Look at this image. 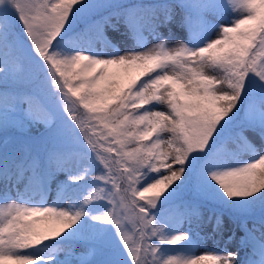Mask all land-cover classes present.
I'll list each match as a JSON object with an SVG mask.
<instances>
[{"label":"snow or ice","instance_id":"obj_1","mask_svg":"<svg viewBox=\"0 0 264 264\" xmlns=\"http://www.w3.org/2000/svg\"><path fill=\"white\" fill-rule=\"evenodd\" d=\"M0 134V264H264V0H0Z\"/></svg>","mask_w":264,"mask_h":264},{"label":"rangeland","instance_id":"obj_2","mask_svg":"<svg viewBox=\"0 0 264 264\" xmlns=\"http://www.w3.org/2000/svg\"><path fill=\"white\" fill-rule=\"evenodd\" d=\"M176 34L180 35L178 30H176ZM107 35L115 43L120 44V50L121 51L126 50V48H128V47L137 46V45H135V42L132 39L121 37L118 33H113L110 29L107 31ZM165 35H168V33H165ZM146 40H147L148 47H151L152 44L157 42L154 39H152L151 37H146ZM160 108L163 109L162 107H160ZM42 131H43L42 127L39 129L33 128L31 134L38 135ZM248 158H249V156L246 152H243L238 156V159H240V160H247ZM0 188H2V185H0ZM52 192L53 191H52V186H51V188H50V190H49V192L45 198V202L47 204H52V202L56 200V198H55V196H53ZM147 195H150V194H147ZM63 206L68 207L69 204L67 202H65L63 204ZM129 227H131V226L129 225ZM183 227L187 228L188 225L185 223L183 225ZM193 227H194V230L197 231V233L201 239V245L202 246L199 249H197L198 252H202L204 249H212V248L220 249V248H224V247H227L229 251H239V255H241L242 253L248 252V250H246V248L243 247L242 243H241V238L245 234L243 230L235 232L234 239L231 241H227L228 235L232 234L228 231L224 232L223 235L216 234L215 237H213L211 225H205L204 227H202L200 229H196L195 225ZM248 227L251 228L252 223L251 224L248 223ZM257 235H258V233H257Z\"/></svg>","mask_w":264,"mask_h":264},{"label":"trees","instance_id":"obj_3","mask_svg":"<svg viewBox=\"0 0 264 264\" xmlns=\"http://www.w3.org/2000/svg\"><path fill=\"white\" fill-rule=\"evenodd\" d=\"M122 2H125V3L137 2V0H122ZM80 27H82V22H78L77 28L79 29ZM157 107H162L163 108L162 110H165L166 111V108L163 105H158ZM32 135H35V134H32ZM2 139H3V136H2V134H0V140H2ZM228 149H229L230 152L236 151V152L240 153L242 151L240 149H237L236 146L233 145V144H231V143H229ZM54 186H55V184H54ZM84 194L86 195L87 192H85ZM202 211H203L205 217H207V215H208V208L205 207V208L202 209ZM224 219H225L226 222L228 221V218L227 217H224ZM248 222H251V220H249ZM213 224H214V221L211 224H208V225H211L213 227ZM239 229L240 228H238L235 225H233L231 232L233 233L235 231H238ZM225 231H227V230H225Z\"/></svg>","mask_w":264,"mask_h":264}]
</instances>
